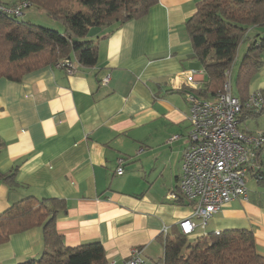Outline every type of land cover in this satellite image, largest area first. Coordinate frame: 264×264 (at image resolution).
<instances>
[{
    "label": "crops",
    "instance_id": "obj_1",
    "mask_svg": "<svg viewBox=\"0 0 264 264\" xmlns=\"http://www.w3.org/2000/svg\"><path fill=\"white\" fill-rule=\"evenodd\" d=\"M197 1L157 0L144 16L110 34V28H90L87 37L97 46L92 67L76 61L73 74L52 64L18 81L0 77V172L16 169L15 185L0 180V212L27 196L64 199L56 229L66 246L99 241L108 264H123L137 247L141 264H161L162 229L173 236L191 213L187 201L168 195L176 191L189 144L184 93L194 87L186 74L194 69L197 80L206 81L185 29ZM261 58L248 95L264 93V51ZM240 123L264 133V106ZM118 158L122 174L115 173ZM257 165L261 178L251 170L246 197L225 204L204 231L250 230L264 255V145ZM41 249L38 227L13 234L0 244V264L38 258Z\"/></svg>",
    "mask_w": 264,
    "mask_h": 264
},
{
    "label": "trees",
    "instance_id": "obj_2",
    "mask_svg": "<svg viewBox=\"0 0 264 264\" xmlns=\"http://www.w3.org/2000/svg\"><path fill=\"white\" fill-rule=\"evenodd\" d=\"M59 23L62 31L30 21L15 20L0 13V77L18 81L24 73L52 65L62 58H74L92 67L97 62V46L88 39L90 28H110L144 16L157 0H79L85 11L75 10L71 0H27ZM194 57L206 74L196 94L211 98L221 90L237 57L242 41L249 39L240 58L231 92L242 106L239 120L253 117L246 108L252 77L263 65L264 0H199L186 20ZM253 29L254 33L251 32ZM251 34V35H249ZM3 143L0 141V151ZM16 169L0 172L8 186L16 184ZM67 204L60 198L24 197L0 212V244L13 234L38 227L42 249L38 258L18 264H108L102 244L91 241L69 247L57 232L56 220ZM161 264H264V255L255 249L253 234L247 229L205 232L191 240L180 231L163 240Z\"/></svg>",
    "mask_w": 264,
    "mask_h": 264
},
{
    "label": "built area",
    "instance_id": "obj_3",
    "mask_svg": "<svg viewBox=\"0 0 264 264\" xmlns=\"http://www.w3.org/2000/svg\"><path fill=\"white\" fill-rule=\"evenodd\" d=\"M30 7L27 0H19L13 5L0 2V13L21 16ZM74 58H62L54 66L73 74L76 70ZM197 71L191 69L186 74L187 83L194 88L184 93L189 103L188 146L181 161V175L176 191L169 193L172 199L181 197L191 207L189 217L179 222L180 232L188 238L197 231H203L207 220L237 197L247 195L246 178L251 172L261 178L257 165L258 153L264 145V133L243 129L239 120L242 110L239 98L231 92L230 72L222 88L211 98L196 94L203 84L195 77ZM109 76L102 78L106 84ZM246 108L258 113L264 106V93L255 90L248 95ZM176 139L177 136L171 137ZM123 159H117L116 174L123 172ZM217 232V231H216ZM164 236L168 229H162ZM130 257L123 264H141L144 260L141 249L133 247Z\"/></svg>",
    "mask_w": 264,
    "mask_h": 264
},
{
    "label": "rangeland",
    "instance_id": "obj_4",
    "mask_svg": "<svg viewBox=\"0 0 264 264\" xmlns=\"http://www.w3.org/2000/svg\"><path fill=\"white\" fill-rule=\"evenodd\" d=\"M71 4L73 5V8L75 10L78 7L80 8V5L78 3H76V2H74L73 0H71ZM15 20L17 22H19V21H30L32 23H35V24H38V25H41V26H45V27H48V28H52V29L60 31V32L62 31V27H61V25L59 23H57L54 20H51L42 9H39V8L33 7V6L29 7L28 9H26L24 11L23 15L16 16ZM249 35H251V34H249ZM248 42H249V39L247 38L244 41H242L240 43L239 47H238L237 57H236V60L234 62V69L230 70V81L231 82L234 79V75H235L236 69L238 67V62L240 61V58H241L242 54L244 53V51H245V49H246V47L248 45ZM189 127H188V129H189Z\"/></svg>",
    "mask_w": 264,
    "mask_h": 264
}]
</instances>
